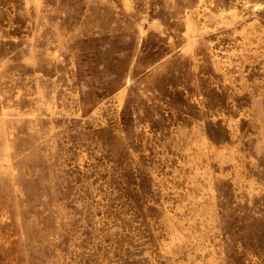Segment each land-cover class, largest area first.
I'll use <instances>...</instances> for the list:
<instances>
[{
  "label": "rangeland",
  "instance_id": "1",
  "mask_svg": "<svg viewBox=\"0 0 264 264\" xmlns=\"http://www.w3.org/2000/svg\"><path fill=\"white\" fill-rule=\"evenodd\" d=\"M0 264H264V0H0Z\"/></svg>",
  "mask_w": 264,
  "mask_h": 264
}]
</instances>
